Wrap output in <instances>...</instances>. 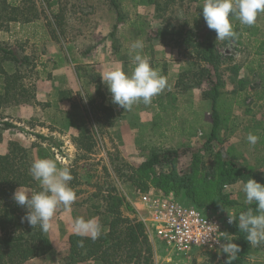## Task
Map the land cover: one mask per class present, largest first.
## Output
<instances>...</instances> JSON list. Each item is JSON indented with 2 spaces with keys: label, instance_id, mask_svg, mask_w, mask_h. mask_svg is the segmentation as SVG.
<instances>
[{
  "label": "rangeland",
  "instance_id": "obj_1",
  "mask_svg": "<svg viewBox=\"0 0 264 264\" xmlns=\"http://www.w3.org/2000/svg\"><path fill=\"white\" fill-rule=\"evenodd\" d=\"M51 1L5 0V3H2V0H0V14L3 16L0 23L7 20V18L16 17L24 19L25 16L26 18L32 17V19H38L39 24H43L45 27L44 30H50L49 33L54 34L57 39V46L54 50L48 49L43 40L40 42L37 50H33L29 46L26 49H22L21 46L15 43L16 41L14 43L6 41V27L11 28L13 25L12 21L5 22L4 27L0 29V47L16 48L15 50L18 55L30 58V64L27 67L23 66L19 68L21 79L18 81V84L23 86L22 88H24L25 92L21 95H16L15 99L21 102L16 105L28 104L34 109L33 117L29 118L24 114L18 121L12 119V122L17 123L18 127L14 131H6L4 134L5 138H15L23 142V145L26 144V146L34 143L36 152H41L46 156L45 158L53 156L52 159L54 158L53 160L57 163L58 167L70 168L73 176L70 186L76 193L73 205L79 207L78 211L81 210L80 208L83 209L85 207L87 211L93 213V208L101 204V197L105 196V191L111 188L115 189L127 202L129 200H136L139 194L142 193V190L146 188L147 191L153 190L163 193V191L154 187L149 180L145 182V185L137 186L133 181L129 182L124 176H121L124 174L123 172L133 170L134 167L146 160L152 152L161 150H187V154L178 161V170H184L190 162L191 153L194 152L208 167L213 166L217 158H221L224 161L227 160L226 162L231 160L251 173H257L252 168L254 165L252 161L255 149L245 142L247 141L246 138L249 131L243 129L240 135H238L239 137L235 138L239 139L238 141L244 140L240 142L239 146L235 145L238 142L236 140L235 144H230L231 138H228L229 136L226 135L227 130L219 128L217 138L210 143L208 148H204L207 135L209 134V127L204 125L205 120H203V115L200 119L194 114L192 115V120L184 119L182 121L179 119L176 123H167L166 126L176 124L179 130L175 131L167 127L164 130L165 133L161 134V137L156 135L160 131H156V133L152 130L144 131L142 127L136 130L138 133L136 143L125 144L121 147L117 146L112 136V133L114 134L112 130L113 126H103V120H96L99 116H95L94 118L91 114L86 113V96L94 97L92 90L95 82L91 78L94 75L97 76V74L92 64L80 63L78 53L82 51L95 52L98 47L104 52L109 47L107 42L110 44V42L115 40V35L119 36L126 32V23L131 24L129 28L133 34L144 38L146 33L140 34L139 30H144L145 32L147 26H151L150 20H148L151 7L138 5L136 0H116L119 5L118 11L124 18L123 22H117L116 11L111 5L110 0H54L52 2H55V4L52 7H48L49 3H52ZM135 3L136 5L134 6ZM199 6H202V4L192 5L187 4L186 1H182L179 5H173L171 11H166L167 13L165 14L169 16L171 23L178 24L179 27L182 23H185L186 27H194L200 39L206 35L207 27L205 26L207 24L203 26L198 23L196 25L193 19L189 17L192 10L199 8ZM4 7L5 10L2 11L1 8L3 9ZM185 11H188L187 16ZM161 13L163 12H159L158 15L162 16ZM59 14H62L60 18H58ZM55 19H57L56 23L58 21L60 25L55 23ZM114 24H117V27L114 30V36H111L110 33L113 31ZM53 26H55V29ZM108 30L110 31L108 32ZM148 31L150 30L148 29ZM43 33L45 32L41 33V38L44 37ZM70 40L73 42V45L67 47L65 44ZM244 43L246 48L251 45L246 39ZM181 51L187 60L185 68L191 66L194 62L200 65L196 49L187 47L184 50L181 49ZM218 51H221L220 47ZM48 52L50 53L48 54ZM7 65H4V67L9 73H12L13 69H10ZM226 65L224 64L221 67L223 76L227 75L224 71L227 67ZM53 71H55L54 75ZM51 79H53L54 85L50 87L51 89L54 88V96H40L41 101H38L36 99L37 88L40 86V88L45 90L49 89V86L45 85V82ZM181 81L186 85L192 83L189 74L183 75ZM227 83L223 89L228 85ZM192 90L188 91L192 92ZM177 91L179 92V88H177ZM194 91L196 97L191 95L190 99L189 97L185 99L179 93L178 105L180 108L177 109L179 110V118L191 117L181 106L183 102L185 105L190 100L195 102L200 95L202 97L201 89L195 88ZM220 99L221 97L217 101V107H219L218 103ZM9 101L11 102L12 100L9 98L8 101H4V104L1 105L0 120L8 112L7 108L12 106V103L10 104ZM204 102V104L207 103L205 100ZM200 107L201 112H204V109L208 108L205 105H200ZM208 111L211 116L210 108ZM210 116L206 115L208 120H210ZM115 121L114 116V123ZM83 126L89 128L90 131L92 130L94 144L90 153L78 150L74 144V140L78 141V139H81L80 132ZM198 132L202 134L197 135ZM128 134L124 129L122 136L128 138ZM38 135L45 137L46 141L40 139ZM1 136L2 134H0ZM39 143L44 145H40ZM70 144H72V148ZM26 146L22 147L32 149L30 146ZM68 148H71V153L67 151ZM69 154H71L70 157H68ZM258 174L261 173L258 172ZM262 175L264 176V174ZM241 187L242 185L237 181L232 185L224 187L223 191L228 193L230 198L235 200L239 206H245L244 194L240 190ZM165 195H171L182 203L193 205L185 191H180L177 194L170 192ZM239 206L230 209L229 212L232 213V217L238 218ZM125 213L127 214V212ZM148 236L153 249V264H218L222 255V252L219 251L196 250L188 256H174L170 251L165 249L164 245L154 235L148 234ZM257 259L264 258L260 256ZM249 264L264 263L262 261L258 263L249 261Z\"/></svg>",
  "mask_w": 264,
  "mask_h": 264
},
{
  "label": "trees",
  "instance_id": "obj_2",
  "mask_svg": "<svg viewBox=\"0 0 264 264\" xmlns=\"http://www.w3.org/2000/svg\"><path fill=\"white\" fill-rule=\"evenodd\" d=\"M182 1L184 0H136L138 5H153L163 14L167 13L170 7L179 5ZM2 3H5V0H2ZM110 3L116 11L117 22H123L124 18L118 11L117 1L110 0ZM53 4L55 2L49 3L48 7ZM1 10L4 11L5 7ZM60 15L62 14H59L58 18L61 17ZM2 18L0 14V21ZM9 21H17V18H7L2 21L0 29L4 27L5 22ZM58 23L57 21L56 24ZM167 26L169 29L163 32L158 30L157 35L166 40L168 38L178 45L179 49L183 47L182 45H186L198 51L200 65L194 62L185 68L176 86L179 88V93L195 88L201 89L202 98L207 101L211 110V128L204 146L208 148L210 143L217 138L220 128L217 101L225 85L221 69L223 61L211 36L213 30H207L205 37L199 39L196 30H192L189 26L186 28L185 23H182L180 27H175L172 23H168ZM116 27L117 24H114L111 36H114ZM15 49L0 47V107L9 98L12 100L9 101L11 105L21 103L15 99V96L25 92L23 86L18 84L21 79L19 68L27 67L30 64V58L18 55ZM5 63L13 69L12 73L4 67ZM233 72H235L234 69ZM188 74L191 76L192 83L186 85L183 84L181 78ZM91 79L95 82L92 90L94 97L86 96V113L94 118L99 116L96 120H103V126H112L114 124L113 110L105 104L98 77L94 75ZM2 124L6 128L14 127L8 122ZM80 134L81 139L74 140V144L78 150L90 153L94 144L92 130L83 126ZM38 137L46 141L45 137L41 135ZM186 154L187 150L182 149L152 152L146 160L133 170L123 172L121 176L129 182L133 181L137 186H143L149 180L164 194L170 192L177 194L185 191L196 208L211 211H230L239 206L228 193L223 191L227 185H232L237 181H246L249 178L264 184L262 174L251 173L235 162L231 160L226 162L227 160L224 161L221 158H217L213 166L208 167L194 152L191 153L190 162L184 170H178V161ZM33 158L32 150L23 148L17 142H9L7 152L0 154V264H23L28 260L42 257L52 249L46 232L41 231L39 226L32 228L27 221L22 222L21 218L25 216L27 209L17 205L12 199L13 193L20 186L31 191L40 190L39 182L33 180L29 171L34 161ZM146 191L147 188L142 190V192ZM105 193V196L101 197V204L93 208V214L102 227L107 228V231L102 230L101 236L95 241L87 237L70 235L62 263L77 264L91 259L101 264H153V249L148 233L143 224L138 221L133 206L113 188L106 190ZM239 207L238 215L248 207L255 208V204ZM237 225L238 222L233 221L229 227L230 240L240 246V252L232 264H246L252 245L247 242L246 234L240 232ZM81 239L84 241L82 247L77 243ZM226 259L227 255L222 253L218 264H225Z\"/></svg>",
  "mask_w": 264,
  "mask_h": 264
},
{
  "label": "crops",
  "instance_id": "obj_3",
  "mask_svg": "<svg viewBox=\"0 0 264 264\" xmlns=\"http://www.w3.org/2000/svg\"><path fill=\"white\" fill-rule=\"evenodd\" d=\"M184 1H186L187 4L192 5L202 4L203 6L204 3V0H197L193 2L187 0ZM135 5L136 3L134 6ZM141 5L144 7L150 6L151 8L149 11L152 13H150L148 17L151 26H147V30L145 32L144 30H139L140 34L146 33L144 38L138 37L140 35L133 34L132 30L129 28L131 27V24L126 23V32L122 35L120 34L119 36L115 35V40L110 42V44L107 42L109 47L107 48L106 46L107 50L104 52H102L100 47H98L95 52L82 51L78 53L80 63L92 64V67L100 81L105 104L107 106L109 105L113 110V115L115 116L116 121L112 125V130L114 131L112 136L115 144L119 147L125 144L130 145L136 143V136L138 135L136 132L137 129L139 130L143 127L144 131L152 130L154 133H156V131H160L156 135L161 137V134L165 133L164 130L167 127L175 131L179 130L176 124L166 126L167 123H176L179 119L182 121L184 119L192 120V115L194 114L197 115L199 119L203 115V120H205L204 125L209 127V131L211 128V122H209L210 120L206 117V115L210 116L208 111L209 105L208 103L204 104L205 102L200 95L201 93L199 94L200 96L198 100L195 102L190 100V102H187L185 105L183 102V105L181 106V108L183 110L185 109L191 117L179 118V110H177L180 108L178 105L179 92L177 91L176 83L178 77L183 74L185 66L187 65V60L184 58L183 53H181V49L184 50L187 46L182 45L183 47L179 49V46L175 45L168 38L166 40L163 39L162 36H158V30L163 32L165 29H169L167 26L168 23L171 24L169 16L163 13H161L162 16H159L158 13L160 11H157L153 5ZM202 6L192 10L189 17L193 19L196 25L200 23L204 26L206 25V22L202 15ZM50 7H52V5ZM169 11H171V7L169 8ZM185 14L187 16L188 11H185ZM12 22L13 25L11 28L6 27V41L9 43H14L16 41L15 43L18 46H21L22 49H26L27 46H29L33 50H37L40 42L43 40L48 49H56L57 39L55 35L49 33L50 30L48 29L44 30L45 27L43 24H39L38 19H32V17L26 18L25 16L24 19L17 18V21ZM151 22L156 24H152ZM233 24L234 30L238 34L235 39L221 41L217 40L215 30L211 33L216 48L218 49L220 47L221 49L219 53L222 61L224 62L221 67L224 64H227V67L224 70L227 75L223 76V80H225V84L228 82V85L222 89L219 96L221 97L218 103L219 107H217L220 116V128L227 130L226 135L229 136L228 138H231L230 144H235V140H239L235 138L239 137L238 135H240L243 129L259 137L258 142L255 146H253L255 150L253 155L254 159L252 161V164L254 163V165L252 168L255 169L254 172H257V174L258 172L264 174V13L258 15L256 23L252 26L241 25L238 21H234ZM172 25L179 27L178 24L176 25L172 23ZM189 27L194 30V27ZM53 28H55V26H53ZM148 29L150 31H148ZM206 30H209V28L207 27ZM109 31L110 30H108V32ZM42 32H45L43 33V38L40 37ZM245 39L251 43V45L247 46V48L244 43ZM136 40L143 41V53L150 58L152 66L159 70L160 73L167 78V86L159 95L153 98L150 105L146 106L141 102L134 104L131 110L125 111L123 108L111 102V93L109 92L107 85L102 82L101 75L117 66L130 73L134 67L132 64L134 53L131 51V44ZM65 45H67V47L72 46L73 42H71V40L67 41ZM49 53L50 52H48V54ZM233 69L236 73L233 72ZM54 73L55 71H53V75ZM52 80L53 79L45 82V85H48L49 89L45 90L40 88V86L37 88L36 99L38 101H41L40 96H54V88L52 87L53 89H51L50 87L54 85ZM180 95H183L185 99H188V97L190 99L191 95L196 97L194 89L192 92L187 91L186 93H181ZM200 105H205V107L208 108L204 109V112H201ZM1 109L2 107H0V110ZM7 111L8 112L5 113L3 119L0 120L2 121L0 123V134H2L0 137V154H5L7 152L9 142H17L23 147L26 146V144L23 145V142L15 138H5L4 133L6 131H14L16 127H18L17 123L12 122V119L18 121L24 114H26L29 118L34 116V109L28 104L12 105L7 108ZM4 122H9L14 127L11 129L6 128L2 124ZM30 127L32 128V126ZM203 128L206 129L205 127ZM124 129L126 133H129L127 135L128 138L122 136ZM199 134L202 133L198 132L197 135ZM241 141H238L235 145L240 146ZM31 142L33 141L31 140ZM245 142L246 144H249L248 141ZM39 144L44 145L42 143ZM34 145V143L29 145L30 148H32L33 159L36 160L39 158H45L46 156L44 154L36 152ZM70 147L72 148V144H70ZM71 148H68L67 150L69 153H71ZM70 155L71 154H69L68 157H70ZM52 157L53 156H51V159ZM78 208L79 207L72 204L69 209H65L63 207L57 209L50 222V228L46 232V235L51 242L52 249L42 257L28 260L23 264H63L62 259L66 249L68 237L70 235H75L73 231V219L75 217H84L85 219L95 217V215L90 211H87L85 207L83 209L80 208L83 211H78ZM102 230L107 231V228L102 227ZM260 256L264 258V244H261L258 247L252 246L251 253L246 260V264H249V261H255V263L262 261L264 263V259H257ZM77 264L101 263L90 259Z\"/></svg>",
  "mask_w": 264,
  "mask_h": 264
},
{
  "label": "clouds",
  "instance_id": "obj_4",
  "mask_svg": "<svg viewBox=\"0 0 264 264\" xmlns=\"http://www.w3.org/2000/svg\"><path fill=\"white\" fill-rule=\"evenodd\" d=\"M264 13V0H204L202 15L210 30H215L217 40L235 39L237 32L234 30V21L241 25L252 26L256 23L259 14ZM144 43L136 40L131 44L134 53L131 72H126L117 66L101 75L109 92L111 102L126 110H131L134 104L143 103L150 105L154 97L159 95L167 86V78L154 68L150 58L143 53ZM247 141L255 146L259 137L249 133ZM30 174L33 180L38 181L39 191H31L23 186L18 187L12 199L17 205L25 207L27 212L21 218L27 221L32 228L39 226L41 231L47 232L50 222L58 208L69 209L76 199V193L70 186L73 180L68 167H58L51 158H39L32 162ZM244 194V204L253 205L241 211L238 218L229 215L228 223L238 222L240 232L245 233L247 242L258 247L264 244V184L253 178L239 181ZM74 234L80 237L97 240L102 234V225L97 218L75 217L73 219ZM220 239L212 237L220 245L222 253L227 255L225 264H232L240 252V246L225 232ZM221 240L224 243H221ZM83 246V239L79 240Z\"/></svg>",
  "mask_w": 264,
  "mask_h": 264
},
{
  "label": "built area",
  "instance_id": "obj_5",
  "mask_svg": "<svg viewBox=\"0 0 264 264\" xmlns=\"http://www.w3.org/2000/svg\"><path fill=\"white\" fill-rule=\"evenodd\" d=\"M129 202L146 232L174 256H188L196 250L220 251V245L211 239H220V232L227 233L230 240L229 211L198 209L153 190L142 192Z\"/></svg>",
  "mask_w": 264,
  "mask_h": 264
}]
</instances>
